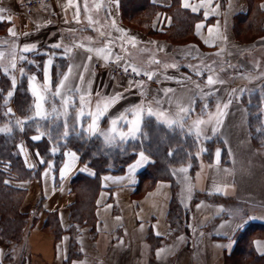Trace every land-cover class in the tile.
Masks as SVG:
<instances>
[{
    "label": "crops",
    "instance_id": "obj_1",
    "mask_svg": "<svg viewBox=\"0 0 264 264\" xmlns=\"http://www.w3.org/2000/svg\"><path fill=\"white\" fill-rule=\"evenodd\" d=\"M150 1L157 7L176 8L180 15L184 10L191 11L182 7L181 0ZM189 2L198 5L200 0ZM261 5L264 0L259 1V7L264 11ZM0 8L7 9L4 15L12 18L11 23L0 22V50L10 51V45L15 42L18 54L26 57L17 59V71L13 73L16 86L24 78L31 91L28 78L34 75L36 83L43 84L47 69L55 91L71 66L68 83L72 87L79 86L81 92L90 90L91 96L87 99L92 110L102 98L122 94L119 102L99 122L102 131L109 129L110 118L133 105L164 111L174 117L177 101L184 107L191 101L193 111L184 125L187 133L194 120L207 119L206 113L215 114L217 105L225 112L215 132L212 131L213 121V124L202 126L204 133L199 139L192 134L198 142L199 164L194 171L189 165L173 166L172 179H157L149 188L142 187L140 173L153 159L145 153L150 162L140 166L130 180L128 168L139 159L138 152L123 172H107L100 176L99 189L93 197V217L82 224L73 222L71 216V208L77 199L73 178L78 174L94 177L96 170L83 162L82 154L72 148L64 150L57 173L54 160L39 168L43 164L38 162L42 159L40 154L32 152L27 141L22 139L17 144L18 152L26 168L35 176L10 179L9 184L25 190L20 210L31 215L21 244L9 245L0 238V264H233L235 260V264H264V134L256 141L249 122V107L259 102L263 111L260 126H264V32L251 42L238 39L236 17L248 11L247 0H225L224 3L212 0L209 7L200 8L196 13L200 18L193 25V38L187 32L185 37L184 32L175 35L173 17L166 10L156 12L149 24L125 17L120 0L118 6L112 0H72L71 5L69 0H52L47 9L32 14L22 9L19 0H0ZM205 11L209 13L207 17ZM197 24H203L199 35ZM10 28L17 33L16 37L9 35ZM116 29L125 30L126 36L117 39L122 33ZM100 32L105 35L102 37ZM131 37H135L134 44L130 42ZM108 39L114 41L113 58L119 55L122 57L120 63L134 65L142 72L155 75L151 79L148 76L147 79H131L113 75L103 59L74 47L84 44L99 48ZM57 43L62 46L51 47ZM25 44H34L36 48L27 53L20 52ZM65 48L73 50L66 53ZM88 55H92L91 62L86 61ZM8 58L6 56L5 61ZM49 58L52 59L51 66L47 64ZM153 60L159 63H150ZM85 64L87 71H84ZM20 68L26 75H20ZM1 74L12 87L9 76L0 72V79ZM81 74L84 77L82 84L79 81ZM209 75L218 82L207 85ZM129 82H132L131 86ZM15 88H11L13 93ZM165 89L173 91L166 95ZM32 99L34 105L33 95ZM75 99L77 104L69 109L70 113L79 110V93ZM59 100L57 97L54 101L58 108L61 107ZM229 100L231 103L224 110L223 105ZM8 107L14 113L13 105ZM146 117L141 124V133ZM74 122L73 116L69 115L70 129ZM88 122L85 115L83 123ZM61 123L38 121L39 131H49L55 136ZM118 127L127 132L129 125ZM37 134L38 131L30 139ZM98 138L105 143L99 135L88 138L84 134H72L66 142L60 143H91ZM209 141L217 144L208 158L205 153ZM38 142L55 143L47 135ZM68 151L75 152L79 159L61 178L60 171L69 162ZM85 167L88 171H81ZM181 168L187 171L180 172ZM173 179L178 185L181 207L187 212L183 226L174 229L168 220L174 196ZM188 186L191 187L190 194ZM49 218L52 220L47 226ZM237 224L242 226L237 228ZM55 228L59 235L54 232ZM257 241L262 245L259 249ZM243 245L250 250L241 253ZM254 256L257 259H253Z\"/></svg>",
    "mask_w": 264,
    "mask_h": 264
},
{
    "label": "trees",
    "instance_id": "obj_2",
    "mask_svg": "<svg viewBox=\"0 0 264 264\" xmlns=\"http://www.w3.org/2000/svg\"><path fill=\"white\" fill-rule=\"evenodd\" d=\"M247 1L248 11L236 17L235 33L237 37L244 33H250L253 36L252 39L244 40L240 37L238 39L251 42L264 32V11L259 7L260 0ZM120 2L125 17L144 24L151 23L154 14L159 10H166L173 17L172 27L175 28V35L187 32L190 38H193V25L200 18L199 14L191 11L184 10V14L180 15L177 14L176 8L157 7L150 0H120ZM222 2L224 3L225 0ZM183 36L185 37L187 34L185 33ZM5 79V76L1 74L0 126L5 127L7 125L12 128V131L10 133L0 132V238L9 245L16 246L22 243L31 215L29 212L25 213L20 210L25 190L9 184L10 179H30L35 176L31 170L26 168L18 152L17 144L22 139L27 141L32 152H38L41 158L46 161L39 168H43L48 161L54 160V171L57 173L64 150L72 148L82 154L83 162L96 170L94 177L78 174L73 178V189L77 194V199L71 208V216H73V222L78 224L88 222L93 217V197L99 189L100 176L107 172H123L127 164L140 151H144L153 159V162L140 173L141 185L146 188H149L157 179H172L171 168L173 166L189 165L191 171H194L199 164L196 156L198 142L192 134L187 133L186 130L181 131L179 128L169 129L164 124L158 123L154 117L149 116L145 118L143 123V133L147 135H141L140 139L129 141L114 148H105L106 145L99 138L91 143H60L58 151L53 155L51 148L56 147V143H39L30 139V136L39 128L38 122L28 123L22 131L14 126L15 119L25 118L29 114V109L33 107L32 94L24 78L16 86L7 105V107L13 105L15 116L3 114L6 111L3 99L12 88ZM249 108L252 135L256 141H259L264 134V126H260L263 111L259 102L252 103ZM257 125H259L258 128ZM213 142L207 143L205 157H210L212 148L217 144ZM169 153L172 154L169 155ZM173 186L174 196L171 201L168 220L171 228L174 229L183 226L187 220V212L179 202L178 185L174 179ZM51 220L52 218H49L46 221L47 226L51 224ZM55 221L56 218L54 224ZM176 221L178 223H175ZM185 229L188 231L187 227ZM54 232L59 235L58 228H55ZM240 249L241 253L250 250L246 245L241 246ZM253 259H257V256H254Z\"/></svg>",
    "mask_w": 264,
    "mask_h": 264
},
{
    "label": "snow or ice",
    "instance_id": "obj_3",
    "mask_svg": "<svg viewBox=\"0 0 264 264\" xmlns=\"http://www.w3.org/2000/svg\"><path fill=\"white\" fill-rule=\"evenodd\" d=\"M113 3H115L117 6L119 4V0H112ZM182 7L184 9H190L191 12L197 13L200 8L203 7H209L211 5L212 0H200L198 5H193L189 2V0H181ZM72 0H69V5H71ZM87 5L85 4V8ZM99 7V5H97ZM218 7V5H217ZM262 8H264V5H261ZM7 12V9L0 8V22H4L7 20L9 23H11V16H6L4 13ZM208 12H204V16H208ZM79 6L77 5V22L79 23ZM170 20V18H169ZM89 22L91 23V18H89ZM113 27H115V20L112 21ZM203 27V24H197L196 25V31L197 35L200 34V29ZM117 31L122 33L121 37H118L117 39H123L124 36H126V31L123 29H116ZM211 31V29L209 30ZM9 35L12 37H16L17 33L14 31V29H9ZM27 35V33H26ZM100 35L103 37L105 34L103 32H100ZM130 42L133 44L135 43V37L129 38ZM112 39H108L105 44L102 47L99 48H92V47H85L84 44L74 45V47H79L83 49L84 51L88 53H92L96 55L97 58L103 59L105 62H108L110 60H113L116 63H119L122 59L119 55H116L113 58L112 54ZM208 43V41H205ZM62 46L61 43L53 44L51 47L53 48H60ZM212 46V45H210ZM122 47V45H121ZM36 45H28L25 44L22 48H20V52L27 53L30 51L35 50ZM72 48H65L64 51L66 53L71 52ZM9 57L7 61H5V57ZM17 59L24 60L26 57L19 55L17 52V45L15 42H13L10 45V51L5 52L3 50H0V72L4 73L5 75H8L11 80L12 88L14 89L16 86V76L13 74L17 71ZM92 55H88L86 57L87 62H91ZM150 63H159V61H150ZM47 64L51 66L52 59L49 58L47 61ZM124 71L128 72L129 67L131 68V71L135 73L136 75H146L149 79L152 78L155 73L144 71L142 72L140 69H138L134 65H124ZM164 67H175V65H164ZM19 73L21 76L26 75L23 68H20ZM84 71H87V64L84 65ZM72 72V67L69 66L68 74L63 75V78L57 83L55 91L52 90L51 87V78L49 75V72L47 69H45L44 73V83L43 84H37L36 80L37 78L33 75L30 76L28 79L31 82V91L33 97H35L34 105L32 108L29 109V114L26 115L25 118H17L14 121V126L19 128L21 131L23 128L30 122H38V121H50L52 123H55L56 121H62L60 128L56 130V135L52 136V133L49 131L40 132L39 128L37 129L38 133L37 135L31 137L33 140H40L45 135L49 136L51 139H53L56 143V147L51 148V152L54 155L59 148V144L61 141L67 140V138L75 134L77 136H81L82 134L87 135L88 138H91L93 136L99 135L103 138L105 144L108 147H118L124 143H127L128 140H137L140 139V136H146V133H141V124L143 121V118L145 115L149 117H155L156 121L158 123L164 124L167 128L175 130L176 128H179L181 131H184V125L186 123L187 117L191 114L193 109L191 108V101L189 102L188 107H184L183 104L179 101H177V112L175 113L174 117L169 116L164 111H155L152 108H145L143 105H133L126 109L125 111L121 112L119 115L110 118V127L106 131H102L99 128V122L105 117L109 109L114 106L119 100L122 98L121 93H117L114 96H109L102 98L101 100L97 101L95 105V110H92L91 107H88V104H90V100L87 98H90L91 92L90 90H85L84 92H81V89L79 86L72 87L69 85V77ZM198 75H203V73H197ZM84 80L83 75L81 74L79 76V81L82 84ZM218 81L214 80L211 75L207 76V85H213L217 83ZM222 83V81H219ZM132 82H129L131 86ZM142 87V85H140ZM199 87V85H197ZM90 88V85H89ZM165 94L172 92V89H165ZM79 93V110L70 113L69 109L71 107H74L77 104V101L75 99L76 94ZM13 91H8L6 94V97L3 99V104L6 107V111L3 113L5 116H15V113H13L12 109L10 107H7L9 103V99L13 96ZM99 95V94H98ZM52 98L51 101L49 98ZM59 97V103L61 107H57L55 101V98ZM87 101V102H86ZM159 103V102H157ZM231 101L229 100L228 103L223 105V109L226 110L229 106ZM48 104L49 107L46 108L45 105ZM207 105H205V108ZM87 108V111L85 110ZM69 115L73 116L74 123L69 128L68 123V117ZM87 115L89 118V121L86 125L83 123V118ZM131 115L132 119H128V116ZM207 119L198 118L194 120L191 124V126L188 129L189 134H194L198 139L203 135L204 128L202 126L204 125H210L213 124V121H215V126L213 127L212 131L215 132L216 129L219 127L223 116L225 115V112L221 109L220 105H217V110L215 114L212 113H206ZM120 124H126L129 125L128 131L124 132L119 129ZM77 128L80 130L77 131ZM12 131V128L9 126H5L3 128H0V132L2 133H10ZM22 148V146H21ZM23 150V149H22ZM204 149H202L203 151ZM172 153H169L171 155ZM219 150H217L216 156L219 157ZM39 155V154H37ZM66 156L69 158V162L66 163L63 167V169L60 171L61 178H64L69 169H71L76 161L79 159L77 154L73 151H68L66 153ZM139 159L135 161V163L131 164L128 168L129 172V179L131 180L132 174L142 165L150 162L149 156L145 154L144 151H140L138 153ZM39 163H46L43 159H40L38 161ZM49 169H51L52 165L49 164ZM29 167H34V165H29ZM81 171H88V169L85 167L81 169ZM180 172H186V168L179 169ZM93 174L94 173H90ZM175 174V173H174ZM45 176L48 175L47 172L44 173ZM105 179H108L107 177ZM189 194L191 193V187L188 186L187 188ZM242 224H237L236 227H241ZM159 234V233H157ZM257 248H261L262 245L259 241L256 242ZM163 251V250H161ZM264 254V253H262ZM157 255H160V252L157 253Z\"/></svg>",
    "mask_w": 264,
    "mask_h": 264
},
{
    "label": "built area",
    "instance_id": "obj_4",
    "mask_svg": "<svg viewBox=\"0 0 264 264\" xmlns=\"http://www.w3.org/2000/svg\"><path fill=\"white\" fill-rule=\"evenodd\" d=\"M21 3L22 9L28 13L32 14L39 10H45L47 9L51 3L52 0H19ZM105 65L110 69L111 73L113 75H119L126 78L131 79H147L146 75H136L131 71V68L129 67V71H124V64L122 63H116L114 60H110L108 62H105Z\"/></svg>",
    "mask_w": 264,
    "mask_h": 264
},
{
    "label": "rangeland",
    "instance_id": "obj_5",
    "mask_svg": "<svg viewBox=\"0 0 264 264\" xmlns=\"http://www.w3.org/2000/svg\"><path fill=\"white\" fill-rule=\"evenodd\" d=\"M28 14V13H27ZM238 37H240V39H244V40H250V39H252V35L250 34V33H244V34H242L241 36H238ZM119 76V75H118ZM104 145H106L105 143H103ZM105 148H108V146L106 145L105 146ZM110 148H114V147H110ZM175 223H178V221H176ZM180 226V225H179ZM182 226V225H181ZM180 226V227H181ZM179 228V227H178ZM238 258V257H237ZM237 258H235V259H237ZM236 261V260H235ZM235 261H233L234 263L233 264H235ZM238 264H240L239 262H238Z\"/></svg>",
    "mask_w": 264,
    "mask_h": 264
}]
</instances>
